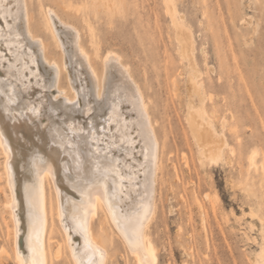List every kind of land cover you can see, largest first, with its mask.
Wrapping results in <instances>:
<instances>
[{
    "label": "rangeland",
    "instance_id": "1",
    "mask_svg": "<svg viewBox=\"0 0 264 264\" xmlns=\"http://www.w3.org/2000/svg\"><path fill=\"white\" fill-rule=\"evenodd\" d=\"M27 3L31 27L44 35L48 58L59 59L60 53L48 28L49 8L65 22L74 24L81 40L95 52L105 87L101 100L94 93L89 94L100 113L96 116L101 117L106 110L105 83L109 79L105 78L103 59L108 50L120 55L148 95L152 119L161 132L160 140L165 142L157 171L155 210L146 223L147 236L155 248V264H255V259L264 264L260 257L264 240V0H27ZM55 18L56 33L65 40V53L69 54L76 39L68 33V26ZM67 36L74 42L66 43ZM27 43L31 48L27 49L33 51L34 42ZM181 49L191 56L197 73L201 74L198 79L208 94L205 109L211 118L216 116L215 121L213 118L216 132L226 140L223 156L220 155L223 159L206 156L202 160L204 156L198 153L186 125L184 84L188 58L179 55ZM8 56L11 59H4L7 70V63L14 62L11 53ZM42 60L39 59V65L47 80L45 89L39 92L38 87L27 93H45L49 101L47 109L57 115L51 116V120L62 118V108H69L67 111L80 118L81 111L77 105L73 106L75 102L61 96L73 93V70L67 65L58 73L52 60ZM12 67L13 72L19 68ZM5 68L1 70L4 73ZM3 79L6 87L17 84L7 75ZM8 87L5 93H10ZM60 88L66 91L61 93ZM21 91L26 93L24 89ZM10 105L16 104L6 101L0 112L7 114ZM95 109L91 116H95ZM81 134L88 137L83 130L77 136ZM88 138L87 141L91 140ZM36 143L34 140L25 144L32 149L35 144L38 149ZM116 150L109 156L113 161L123 155V151ZM249 155L255 156L256 170L249 164ZM211 159L217 161L210 162ZM2 161L0 150V261L16 264L11 221L5 207L7 191L1 174ZM47 191L52 199L48 262L73 264L63 243L54 209V190L49 184ZM108 220L99 210L93 221L96 234L111 253L107 264H135L118 229ZM58 243H62L59 256L55 252Z\"/></svg>",
    "mask_w": 264,
    "mask_h": 264
},
{
    "label": "bare ground",
    "instance_id": "2",
    "mask_svg": "<svg viewBox=\"0 0 264 264\" xmlns=\"http://www.w3.org/2000/svg\"><path fill=\"white\" fill-rule=\"evenodd\" d=\"M228 12L231 13L230 10ZM48 13L52 20L51 23L48 18L51 37L60 48L59 59L46 56L44 35L31 27L27 0H0V109L6 101L16 104L10 105L7 114L0 112L1 174L7 191L5 207L11 221L16 264H50L47 248L52 230V199L47 191L48 184L54 190L56 217L73 264H107L111 257L109 247L94 229L93 221L99 210L116 226L123 243L133 254L135 264H155V248L147 236L146 223L155 210L157 171L165 142L160 140L161 132L152 119L148 95L120 55L108 50L103 59L106 63L105 78L109 79L105 83L106 110L101 117L96 116L100 113L96 111V103L89 94L100 97L105 88L103 70L99 71L96 65L97 56L81 40L74 24L65 22L51 8ZM55 17L59 23L68 26V33L76 39L74 42L75 39L72 41L71 37H65L66 43L71 44L72 41L75 45L69 54L65 53V40L56 33ZM28 40L34 42L33 51L27 49L30 48ZM181 50L179 55L188 58L184 84L187 92L186 125L199 148L198 153L204 156L202 160L206 156L223 159L220 155L226 140L223 141L219 131L218 134L216 132V116L213 114L215 117L211 118L205 109L208 94L198 79L201 74L199 76L191 56ZM8 52L14 62L7 63V70L4 59L10 58ZM39 59L52 60L58 73L67 65L73 70V93L69 96L64 93V88H60L64 93L61 96L75 102L73 106L76 108L77 105L81 111L80 118L67 111L69 108H62V113L58 112L62 118L51 120V116L56 114L47 109L49 101L45 99V93H39L45 89L44 82L47 81ZM13 65L19 67H15L17 70L14 72ZM4 68L5 73L1 71ZM4 75L17 82L15 86H7L10 93H5ZM53 76L56 77L57 73ZM15 87L20 90L16 91ZM38 87L39 94H32ZM28 90L32 92L27 93ZM174 94L177 95V92ZM94 109L95 116H91L90 112ZM81 130L88 133L93 141H87L89 138L82 134L77 136ZM34 140L35 143L38 140V149L35 144L33 149L26 146V142ZM42 145L46 147L42 148ZM89 145L92 147L89 148ZM116 149L123 151V155L113 161L109 156ZM253 155H249V164L256 170ZM216 159L210 162L219 160ZM262 225L264 239V223ZM61 248L62 243H58L54 249L58 256L61 255ZM260 257L264 259V240ZM254 262L258 264L256 259ZM0 264L3 263L0 261Z\"/></svg>",
    "mask_w": 264,
    "mask_h": 264
}]
</instances>
